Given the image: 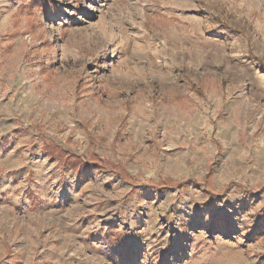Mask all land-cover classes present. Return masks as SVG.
Listing matches in <instances>:
<instances>
[{"label": "rangeland", "instance_id": "obj_1", "mask_svg": "<svg viewBox=\"0 0 264 264\" xmlns=\"http://www.w3.org/2000/svg\"><path fill=\"white\" fill-rule=\"evenodd\" d=\"M254 2L258 0H247ZM112 3L87 0L63 8L55 0H0V65L27 67L38 81L31 89L28 84L14 88L0 81V264H264L260 46H246L250 38L243 28L225 22L205 32L217 46L232 44L235 50L228 49L232 54L224 58L225 65L212 69L217 75L203 81V90L193 84L194 95L215 94V121L238 137L224 151L213 150L200 138L208 171L201 174L202 166L176 159L180 149L169 145L163 149L169 167L161 175L162 161L157 164L150 151L130 156L131 136L117 131L105 150L110 154L118 149L128 158L127 166L140 170L132 177L124 164L102 159L96 151L104 148L107 130L127 119L130 104L123 93L98 90L97 77L106 74L99 68L105 62L128 72L138 73V66L125 64L127 55L114 45L108 46L112 51L107 61L103 53L87 56V62L83 57L71 59L100 46L90 25H99L105 38L115 36L103 15ZM146 10L157 18L203 20L210 15L207 8L171 3ZM237 19L251 26L252 17L243 10ZM255 27L264 31L258 16ZM140 31L129 28L132 34ZM226 70L235 79L219 78ZM86 96L107 111V121L97 126L96 141L86 132L90 123L86 115L72 120L59 109L61 102L66 109L69 100L73 107H88ZM149 99L136 96L131 103L143 111ZM169 103L171 112L186 109L178 97ZM245 108L256 119H246ZM204 111H209L207 106ZM203 123L208 131L217 132L208 115ZM245 138L256 141L253 148ZM144 143L150 146L154 141ZM46 144L60 145L95 163L80 172L49 156L43 150ZM107 233L114 243L107 240Z\"/></svg>", "mask_w": 264, "mask_h": 264}, {"label": "clouds", "instance_id": "obj_2", "mask_svg": "<svg viewBox=\"0 0 264 264\" xmlns=\"http://www.w3.org/2000/svg\"><path fill=\"white\" fill-rule=\"evenodd\" d=\"M86 2L87 0H55V4L63 8L70 4ZM170 3L172 7L178 8L198 6L207 8L210 15L208 19L203 20L186 16L174 19L172 15L157 18L146 10ZM241 10L246 16L252 17L251 26H245L242 20L237 19ZM103 15L105 23L114 29L115 36L105 38L99 31V25H90L94 34L99 37L100 46L96 49H88L71 59L76 62L83 57L87 62V56H101L103 53L107 61L112 51L108 46L114 45L127 55L125 64L132 65L134 69L138 66L139 72L124 71L108 62L99 65L106 74L97 77L100 81L98 90L102 89L117 95L123 93L130 101L127 119L117 121L107 130L108 138L104 148L96 149L99 157L111 160L113 164H124L126 171L132 177L138 175L140 170L134 166H127L128 158L121 157L118 149H114L110 154L105 150L111 143V137L120 131L122 135L128 133L131 136L129 143L134 147L130 156L138 155L141 150L150 151L157 164H161L162 161L161 175L166 173L169 167V159L163 151L169 145L180 149L176 159L189 165H200L201 174L206 173L208 158L200 148V138H204V144L214 146L213 150L224 151L230 143L238 140V137L231 132L229 126L215 121L217 104L215 94L204 91L202 98L194 95L193 84L203 90V81L217 75L212 69L225 65L224 58L232 54L228 49L235 50L232 44L217 46L205 37V32L218 27L221 22L233 28L242 27L250 38L245 40V45L258 44L262 50L260 54H264V31H257L255 27L257 16L261 22H264V0L251 4L247 3V0H203L199 4L194 0H187L186 3H172V0H113ZM129 28H137L141 31L132 34ZM58 31L53 29V32ZM177 69L179 71H176ZM219 78L235 79L230 76V70L220 73ZM180 79L186 82L185 85L179 83ZM0 81L14 88L28 84L30 89L38 83L36 78L29 74L27 67L19 65L14 67L0 65ZM157 93L160 94L159 98H156ZM136 96L151 98L145 104V110H137L131 103ZM177 97L184 102L186 109H181L178 113L171 112L173 105L169 103V99ZM85 102L88 107L85 104H77L73 107L69 100L66 109L61 102L59 109L72 120H82L86 115L90 121L86 132L93 141H96L97 126L102 121H107V111L94 97L86 96ZM44 103L48 101L45 100ZM204 106H207L208 112L204 111ZM52 111L57 112V108H53ZM242 111L246 119H256L255 113L248 112L246 108ZM259 111L264 116V105L259 107ZM205 115L214 121L216 133L208 131L205 127L203 123ZM161 125L164 126L163 130H160ZM149 139L154 141L153 145L144 143ZM245 141L250 149L256 143L247 138ZM259 143L264 145V138H261ZM260 155L264 157V148L260 150Z\"/></svg>", "mask_w": 264, "mask_h": 264}, {"label": "trees", "instance_id": "obj_3", "mask_svg": "<svg viewBox=\"0 0 264 264\" xmlns=\"http://www.w3.org/2000/svg\"><path fill=\"white\" fill-rule=\"evenodd\" d=\"M43 150L51 157H57L60 160V163L65 166H71L73 169L79 170L83 172L87 168H90V164L95 162H87L81 156L71 153L70 151L64 149L60 145L57 144H46ZM98 168L100 165L96 163ZM107 240L110 243H114V238L111 237L110 233L106 235Z\"/></svg>", "mask_w": 264, "mask_h": 264}]
</instances>
